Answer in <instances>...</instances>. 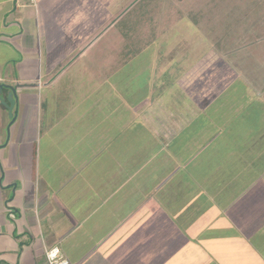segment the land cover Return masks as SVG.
Segmentation results:
<instances>
[{"label":"crops","instance_id":"1","mask_svg":"<svg viewBox=\"0 0 264 264\" xmlns=\"http://www.w3.org/2000/svg\"><path fill=\"white\" fill-rule=\"evenodd\" d=\"M121 3L41 0L35 8L28 0H0V45L6 44L0 47V84L12 85L18 96L13 118L0 108V264H48L45 252L52 247L71 264H256L255 258L238 259L234 244L264 233V181H239V174L224 181L220 170L197 180L202 150L194 154L196 139L186 133L200 113L206 116L201 88L193 103L184 101L188 122L181 111L152 99L155 109L150 98L144 103L155 109L153 116L145 113L131 134V124L113 131V122L86 130L66 115L55 122L59 104L47 88L55 94L68 88L77 102L80 91L99 89L104 82L75 67V60L98 44H126L129 27L141 22L137 1L123 13ZM12 48L16 54L5 59ZM4 60L35 77L13 80ZM67 74L71 81L60 84ZM26 89L40 91L34 104L21 103ZM84 99L91 104L89 94Z\"/></svg>","mask_w":264,"mask_h":264},{"label":"rangeland","instance_id":"2","mask_svg":"<svg viewBox=\"0 0 264 264\" xmlns=\"http://www.w3.org/2000/svg\"><path fill=\"white\" fill-rule=\"evenodd\" d=\"M136 1L141 8L138 18L142 19L139 25L129 27L126 44L119 40L98 44L93 53L75 60V67H85V72L90 70L96 75V82H104L99 89L80 91L77 102L67 96L74 94L68 88L63 87L57 94L52 92L55 88H47V96L59 104L53 112L55 122L66 115L69 124L78 121L81 130L113 122V131L131 124L127 130L131 134L141 126L145 113L153 116L157 104L152 99L170 111H181L188 122L191 115L183 109L184 101L193 103L191 98H198L201 88V105L209 103L208 110L206 116L199 114L198 120L192 122V131L186 133L196 139L194 154L202 150L197 155V180L201 181L200 175L209 178L220 170L224 181L234 174H239V181L245 176L264 181V0H122V13L135 7ZM127 21L128 18L123 21L124 27ZM46 46L49 51L55 48L52 43ZM0 47L6 48V44ZM118 49L124 55L118 54ZM13 54L12 48L3 57ZM8 60H4L3 69L13 80L35 77L22 76L13 63L7 67ZM54 61L49 58L47 63ZM69 80L67 74L59 83ZM109 85L112 88L106 90ZM8 93L4 89L2 98H7ZM88 94L91 104L84 99ZM39 97L38 89H26L20 98L21 103L25 100L34 104ZM148 98L155 108L153 112L145 107ZM1 104L2 113L9 118L10 113ZM190 110L196 114L195 109ZM52 111L53 107L47 108V117L52 116ZM7 131L8 128L2 130ZM251 241L234 244L241 254L238 259L255 258L256 264H264V233L253 235ZM219 242L223 244L221 239ZM254 244L260 249L252 253Z\"/></svg>","mask_w":264,"mask_h":264},{"label":"built area","instance_id":"3","mask_svg":"<svg viewBox=\"0 0 264 264\" xmlns=\"http://www.w3.org/2000/svg\"><path fill=\"white\" fill-rule=\"evenodd\" d=\"M40 2L41 0H28L29 5L35 8L39 6ZM45 256L48 264H71L58 247L47 249Z\"/></svg>","mask_w":264,"mask_h":264},{"label":"water","instance_id":"4","mask_svg":"<svg viewBox=\"0 0 264 264\" xmlns=\"http://www.w3.org/2000/svg\"><path fill=\"white\" fill-rule=\"evenodd\" d=\"M5 88L9 90L7 101H4L2 98L3 89ZM17 97H18L17 91L14 87L0 84V100L2 101L4 106L8 109L11 118H13L14 115L13 111L16 105Z\"/></svg>","mask_w":264,"mask_h":264}]
</instances>
